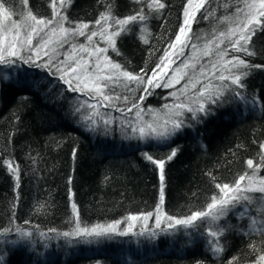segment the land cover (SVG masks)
Here are the masks:
<instances>
[{"label":"trees","instance_id":"16d2710c","mask_svg":"<svg viewBox=\"0 0 264 264\" xmlns=\"http://www.w3.org/2000/svg\"><path fill=\"white\" fill-rule=\"evenodd\" d=\"M0 2L10 10V16L25 9L36 17H47L53 7V0ZM148 2L64 0L62 9L76 22H93L107 11L112 17L124 19L142 9L147 16L142 21L144 28L129 23L117 40L114 56L128 71L148 77L161 64L165 52L171 54L181 48L171 45L183 25L188 0H161L165 6L159 10L149 9ZM236 7L244 8L243 0L206 2L205 8L215 12L208 19L202 18L204 8L196 12L189 33L192 39L183 47L185 51L192 45H205L234 27L224 17L233 14ZM260 19L262 24L255 25L248 44L257 54L245 56L233 51L226 40L223 50L230 60L240 57L250 65H264V17ZM228 68L204 81L224 91L220 101L207 105L210 114L198 113L199 119L193 120L192 114L185 112L181 118L190 127L167 140H143L128 126L122 127L124 130L117 124L109 130L90 127L75 106L79 96L52 73L24 63L0 65V230L12 229L0 237V264H227L233 256L245 262L253 260L254 256L247 255L251 252L250 240L258 247L264 245L260 244V234L247 236L238 231H247L248 226L247 219L236 215L240 205L219 221L233 226L220 238L225 248L219 255L211 250L214 245L207 222L198 229H168L164 223L159 228L156 224L144 228L140 223L123 236L119 232L99 237L62 235L76 228V213L80 227L115 221L124 227L130 215L156 213L160 204V168L146 159L145 153L154 160H164L161 211L177 218L203 208L213 191H218L208 173L217 178L216 182H229L247 170L248 159L260 161L264 156L260 148L264 143V67L231 68V73ZM242 72L248 73L241 80L245 87L237 90L245 100L234 95L231 89L236 86L231 80L218 79L221 74ZM132 97L124 104L133 105ZM163 101L158 89L144 105L165 114ZM189 102L190 99L184 103ZM172 149L178 150L168 160ZM4 161L18 167V179ZM249 196L258 198L255 193ZM255 208L254 201L249 214L254 215ZM17 228L32 235L21 239Z\"/></svg>","mask_w":264,"mask_h":264},{"label":"snow or ice","instance_id":"6c2138e0","mask_svg":"<svg viewBox=\"0 0 264 264\" xmlns=\"http://www.w3.org/2000/svg\"><path fill=\"white\" fill-rule=\"evenodd\" d=\"M6 2V0H5ZM24 3H27V0H23ZM139 2V0H137ZM211 4L214 0H188V7L184 10V21L183 25L179 28V33L175 36V42L171 45L172 48H175L176 45H181V47H187L188 42L191 41L192 37L189 36L191 32V22L196 18V12H199L201 8H204L205 11L202 14L203 19H208L215 12V9L205 8V4ZM64 0H61V5L63 6ZM244 8L236 7L235 12L230 14L227 17H224L225 20H228L230 24H233L234 27H230L227 33L221 32L219 42L223 43V38L227 37L229 43H231L233 51L243 52L245 56H254L257 53L248 47L249 42L251 41L252 35L255 34V25H261V17H264V0H243ZM164 4L161 0H149L147 3V7L149 9L159 10L164 8ZM54 12L53 16H60V13L55 11V0H53ZM109 5V9H110ZM10 10L5 7V3L0 2V16H3L4 20L10 19ZM112 19L115 25H119V30L108 34L105 37L106 29L104 26L101 27L99 35L105 37L113 50L115 49V40L113 37L118 36L121 31H126V25L130 22H135L137 20L144 21L147 19V16L143 13V10H138L134 15H128L124 19H118L112 17L111 11H107L105 13H101L100 18L95 21L97 25L101 24V21H104L105 25L107 24L109 19ZM66 20V17H61L60 27L57 29L56 27L50 28V34L48 35V39L42 40L39 45L33 48V35L39 36L41 32H43L46 28H49L50 25H53V19H37L35 15L31 12L27 13V16L24 17L22 22H13L12 27L16 29L15 34L12 36L11 40L8 39L7 32L11 29L8 28L5 24H0V62H3L6 57H18L20 52L25 48H29L34 51L36 55H39L40 48H46L49 44L53 43V36H56L57 33L60 34L59 38L55 41L56 43L62 46L63 42L67 39L68 36L79 35L85 36V29H88L89 25L87 23L81 22L77 27L69 29L63 26V21ZM31 22V23H29ZM21 29L26 33L24 38L21 39ZM239 33V38L236 40H232L231 37ZM98 33L96 31H91L90 34L86 35V38L89 42L92 41V38L96 36ZM5 41H7V47H5ZM243 41V43H241ZM145 42H147L145 40ZM84 46L81 45V48ZM195 48V45H192ZM87 51V49H84ZM55 51V49H53ZM95 51L97 53H102L106 51V49L96 48ZM45 55H48V52L45 51ZM117 54H119L117 52ZM205 55H209V51H205ZM226 53H221V56ZM92 55V53H89ZM168 56V53L165 52V57ZM31 57L25 62H29ZM233 60L235 63H233ZM233 60L225 61L224 66L228 68V65H231V68H249V67H264V65H250L245 59L240 57H233ZM35 63V61H32ZM174 63V61H172ZM50 63V62H49ZM63 64L64 62L61 61ZM164 64V58L161 59V64H158L156 67L160 68L161 65ZM48 67V63L44 65ZM167 65H165L166 67ZM97 69H100L99 57L97 58V62L95 64ZM106 67L115 70L114 75H107L104 77L106 81L116 82L119 77L125 78L127 81H135L138 84H147L149 86L154 87H175V84L180 83L182 79L187 75L186 72L181 73L180 68H177L173 71V76L169 78L166 82L161 85L159 80L156 79L157 72L155 69L152 70V76L149 77L146 81L143 77L139 75H133L132 73L122 70V67L118 63L108 62ZM184 68L189 67V64L184 63ZM216 65H213L215 68ZM231 68H228V71L231 73ZM78 69H82V75L77 74ZM102 70V69H101ZM143 71V69L141 70ZM57 72L61 73L60 79L64 81L65 84L68 85L69 90L73 92H95L96 95L102 96L104 101H109L113 99L112 97L105 95L103 92L104 87H108L107 83L101 85L98 81L101 79L100 76L93 77L91 73L88 72V62L85 61L84 65H81L80 61H77L74 66L68 67L67 72H65L64 68H57ZM74 74L69 79H65V76L68 74ZM166 75V74H165ZM247 72H242L239 74H230L225 76L221 74L218 79L221 81L231 80V84L236 87L231 89L236 97H239L242 100H245V97L241 96V93L237 90L240 88H244L245 85L241 83L242 77L247 76ZM73 80L76 81L73 84ZM91 82V86H90ZM199 83L198 80L195 82L189 81V84L192 87H195V84ZM227 87V86H225ZM188 88V85H185V89H181V92H184ZM143 92L150 94L147 87L142 89ZM170 95L175 96V93H170ZM224 95V91L219 87H214L211 84L202 86L196 93L195 99H190L189 103H176L172 107L165 105V109H167L164 116H160L158 112L153 113V119L151 121H143L141 117V112L139 104L133 103L132 107L137 108L138 111L136 113L137 119L141 121V123L137 126L132 127V131L134 133L139 134V138L143 140L157 139V140H167L169 137L176 134L178 131L182 130L184 127H190L191 125H186L185 120L181 117H184L185 112L191 113V119L198 120V113H203L205 115L210 114L211 109L207 107L209 104H216L220 101V98ZM90 98L95 99V96H91ZM119 99V97H117ZM127 100V97H124ZM139 100L145 99L144 96L138 98ZM179 99V97H177ZM255 103V100L252 101ZM195 105V106H193ZM107 107V104L103 105ZM83 107V105H81ZM89 108L93 109V114L99 115L96 111V105H88ZM131 111V108L128 109ZM89 114L86 116V119H92V115ZM95 123V121H93ZM105 124L109 123V121L105 120ZM261 150H264V143L260 144ZM178 149H172L167 159L171 160L175 157ZM146 159L152 161L157 164L160 168V181H161V189H160V204L157 205L156 210V227H161V224L164 223L167 225L168 229H174L177 226H182L185 228H193L198 229L203 223L207 222L208 227V235L211 236L212 244L214 247L211 249L214 254L219 255L224 251L225 245L220 242V238L224 236L225 232L229 229L233 228L231 224L221 225L219 221L226 217L229 212H233L236 210L237 205H240L241 210L236 213L239 219L247 218L249 221L247 226V231L243 229H238L244 235L253 236L255 234H260L262 239L260 241L261 245H264V196L254 198L249 196L250 192H259L264 193V175H260V170L264 168V156L260 158V161L254 163L253 159H248L247 170L242 173H238L236 177L229 182H216L217 178L212 176L211 173H208L211 176V180L214 182V188L218 191H213L212 195L209 197L210 202H207L206 205L196 211H192L190 215L177 218L175 216L168 215L167 213H163L161 211V205L164 201V192H163V181H164V160H154L153 157L145 153ZM7 164L8 168L17 174L18 179V167H13L11 161H4ZM18 186V185H17ZM256 202L255 214H249V206ZM243 202H247L246 204ZM73 211H76V205L73 203L72 205ZM14 215V213H13ZM153 213L148 212L142 214V219L146 222ZM77 216V225L76 228L71 232H64L62 235L64 237L70 236H103L109 233L118 232L120 221H115L108 225L97 224L91 228L88 227H80L79 225V215ZM141 219V216L130 215L127 217L129 221L127 228L123 231H119V235H128L133 231L135 227V222ZM200 222L199 224L197 222ZM27 223V221L25 222ZM11 228H3L0 230V237H5L9 232H11ZM21 239L30 237L32 233L23 231L19 228L15 230ZM49 231H55V229H50ZM44 235V233H41ZM0 242H3L0 240ZM12 244L18 243V241H9ZM248 248L251 250L247 255H252L255 258L251 261L245 262L239 256H233L227 262V264H264V247H258L255 241L250 240L248 244ZM0 261H2V257H0Z\"/></svg>","mask_w":264,"mask_h":264},{"label":"rangeland","instance_id":"374dc122","mask_svg":"<svg viewBox=\"0 0 264 264\" xmlns=\"http://www.w3.org/2000/svg\"><path fill=\"white\" fill-rule=\"evenodd\" d=\"M61 3H55V11L60 13V16H53L54 7L51 8L50 14H48L47 17H37V19H53L54 23L53 25H50L49 28H46L43 32L37 35H33V48H35L37 45L41 43L42 40L48 39V35L50 34V28L56 27L57 29L60 27L61 24V17H66V20L63 21V26L65 28H75L77 27L81 22L72 21L67 17V14L63 11ZM188 7V5H187ZM28 11L23 9L17 13L15 16H10V19L4 20V18L0 19V24H5L8 26L10 31L7 32L8 39L11 40L12 36L15 34L16 29L12 27L13 22H22L24 17L27 16ZM100 18V17H99ZM98 18V19H99ZM96 21V20H95ZM93 22H83L87 23L89 25L88 29H85V33L90 34L91 31H96L98 34L92 38V41L89 42L85 36H68L67 39L63 42L62 46L55 41L59 38L60 34L57 33L56 36H53V43L49 44L46 48H40L39 49V55H36V53L29 48L25 47L18 57H6L3 62H0L1 66L4 65H12L14 63H24L27 64L34 69H37L39 71H48L49 73H52L53 76L58 77L61 82L64 83L63 80L60 79L61 73L57 72V68H64L65 72H67V68L74 66L77 61H80L81 65H84L85 61L88 62V72L92 74L93 77L100 76L101 79L98 81L101 85L107 83L108 87L103 88V92L105 95H108L112 97L113 99L111 102L104 101L102 96L96 95L95 92H74L79 97L75 100V106L80 113L84 116L86 119V116L89 114H93V109L89 108L88 105H96V111L99 113V115H92V119H86L87 124L92 128L101 127L100 129H112L113 124H117L118 128L121 130H124L125 126H128L129 129L132 131L133 126H137L141 123L140 120L137 119L136 113L138 111L137 108H133L132 105H125L124 103L129 100L131 96L135 99L134 103L139 104L140 109L143 111L141 112V117L143 121H151L153 119V113L160 112L158 108L149 107L147 104L144 105L145 100L148 98V96H151L155 90L160 89V92L162 93L163 107L165 105H168L169 107H172L176 103H184L186 100L188 101L193 92L201 85H206L204 81L208 80L209 76L214 75L218 70H226L224 66L225 61H229L230 58H228V52L223 50V43L227 40V37L223 38V43L219 42V36H217L212 41L206 43L205 45H202L200 47H190L187 52L185 51V48H179L177 51H173L171 54H168L167 57H164V64L161 65V68L163 71H161L160 68H156L157 77L156 79L159 80L161 85H163L164 82H166L169 78L173 76V71L177 68H180V72H186L187 75L180 81V83L175 84V87H154L149 86L146 83L145 84H138L135 81H127L123 77H119V79L116 82L106 81L104 79L107 75H114L115 70H112L106 65L108 62H114L120 64L117 59L114 56V53L116 51L113 50V47L109 43V41L105 38L108 34H111L117 30H119L120 26L115 25L113 20L110 18L105 25L104 21H101L100 25H97ZM31 23V22H29ZM133 22H130V24ZM135 25H138L139 28H144V24L142 21H135ZM132 25V24H131ZM104 26L106 29L105 31V37H102L99 35L101 27ZM128 26L126 25L125 28ZM123 31L120 32V34ZM228 32V31H227ZM226 32V33H227ZM26 33L23 29H21V39L24 38V35ZM113 37L115 40V49L117 50V40L120 36ZM239 38V33L232 36V40H236ZM81 45L84 47L81 48ZM5 47H7V41H5ZM180 47V45H179ZM96 48H102L106 49V51L102 53H97L95 51ZM55 49V51H53ZM84 49H87L85 51ZM45 51L48 52V55H45ZM205 51H209V55H205ZM228 51V50H227ZM89 53H92V55H89ZM221 53H226L225 55L221 56ZM31 57V60L29 62H25L26 60ZM99 57L100 62V69H97L95 67V64L97 62V58ZM32 61H35L33 63ZM61 61L64 63L62 64ZM174 61V63L172 62ZM50 62V63H49ZM48 63V67H45L44 65ZM187 63L189 64V67L184 68L183 64ZM121 65V64H120ZM165 65H167L165 67ZM213 65H216L215 68H213ZM122 70H126L122 65ZM102 69V70H101ZM192 71L193 74L192 75ZM130 72V71H128ZM132 73V72H130ZM77 74H83L82 69H78ZM133 75H137L132 73ZM166 74V75H165ZM74 74H68L65 76V79H69ZM144 78L146 81L149 77L152 76V73L146 77L143 75H139ZM195 82L196 80L199 81V83L195 84V87H192L189 84V81ZM76 81L73 80V84H75ZM65 84V83H64ZM66 87L69 89L68 85L65 84ZM185 85H188V88L181 92V89H185ZM91 86V82H90ZM147 87L150 94H147L142 91L143 88ZM170 93H175V96L170 95ZM91 96H95V99L90 98ZM144 96L145 99L139 100L138 98ZM119 97V99H117ZM124 97H127V100L124 99ZM179 97V99H177ZM131 98V99H132ZM123 103V104H122ZM107 104V107H104L103 105ZM83 105V107H81ZM126 106V107H123ZM131 108V111L128 109ZM163 110L167 111L165 107ZM164 114V112H163ZM163 114L160 116L163 117ZM107 120L109 123L105 124L104 121ZM95 121V123H93ZM260 175H264L263 172L260 170ZM255 193L258 197L264 196V193L259 192H250L249 194ZM153 213V212H151ZM247 219V218H245ZM129 222V221H128ZM142 224L144 228H147L149 224L155 225L156 224V213H153V215L145 222L142 219H139L135 222V225ZM249 221L247 220V224ZM93 227V226H92ZM91 228V227H88ZM127 228L125 225L122 227L119 224V231H123Z\"/></svg>","mask_w":264,"mask_h":264}]
</instances>
